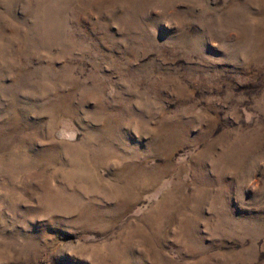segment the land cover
Returning <instances> with one entry per match:
<instances>
[{
    "label": "rangeland",
    "instance_id": "1",
    "mask_svg": "<svg viewBox=\"0 0 264 264\" xmlns=\"http://www.w3.org/2000/svg\"><path fill=\"white\" fill-rule=\"evenodd\" d=\"M0 264H264V0H0Z\"/></svg>",
    "mask_w": 264,
    "mask_h": 264
}]
</instances>
